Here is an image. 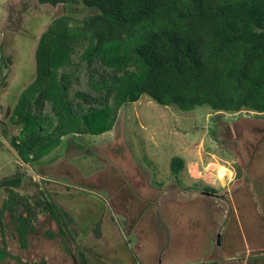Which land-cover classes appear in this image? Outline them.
<instances>
[{
    "label": "rangeland",
    "instance_id": "374dc122",
    "mask_svg": "<svg viewBox=\"0 0 264 264\" xmlns=\"http://www.w3.org/2000/svg\"><path fill=\"white\" fill-rule=\"evenodd\" d=\"M91 12L81 0L56 7L0 0V182L19 175L16 192L52 199L89 264H264V114L186 112L143 96L120 108L110 130L68 135L36 162L24 163L10 146L21 127L9 119L35 78L40 35L56 17ZM118 56L117 45L99 54ZM68 79L72 93L87 90L81 70ZM173 157L184 161L177 176ZM5 198L0 186V205ZM3 221L0 247L22 263L77 264L71 243L49 236L57 225L48 215L38 214L27 250L7 213Z\"/></svg>",
    "mask_w": 264,
    "mask_h": 264
},
{
    "label": "trees",
    "instance_id": "16d2710c",
    "mask_svg": "<svg viewBox=\"0 0 264 264\" xmlns=\"http://www.w3.org/2000/svg\"><path fill=\"white\" fill-rule=\"evenodd\" d=\"M36 1L49 7L72 2ZM81 1L91 14L56 17L40 35L35 78L9 119L21 127L10 146L24 163L38 161L68 135L110 130L120 108L143 96L186 112L206 106L214 112L264 114V0ZM108 45H117L120 56L100 58ZM78 70L87 90L72 93L67 76ZM183 167L182 158L170 160L173 176ZM21 180L16 175L0 182L6 193L0 232L7 213L20 249L27 250L38 214H46L57 225L49 236L69 241L77 264H89L75 245L77 233L67 213L52 199L16 192ZM204 191L215 193L211 187ZM7 258L0 250V264Z\"/></svg>",
    "mask_w": 264,
    "mask_h": 264
},
{
    "label": "water",
    "instance_id": "95a60500",
    "mask_svg": "<svg viewBox=\"0 0 264 264\" xmlns=\"http://www.w3.org/2000/svg\"><path fill=\"white\" fill-rule=\"evenodd\" d=\"M206 194L212 196V194H210V193H206ZM218 240H219V237H217V244L219 243ZM0 250L2 252H4L9 258H12V259H14V260L19 261L20 263H22L18 258H16L13 255H11L6 249L0 247ZM22 264H24V263H22Z\"/></svg>",
    "mask_w": 264,
    "mask_h": 264
},
{
    "label": "flooded vegetation",
    "instance_id": "af4514ba",
    "mask_svg": "<svg viewBox=\"0 0 264 264\" xmlns=\"http://www.w3.org/2000/svg\"><path fill=\"white\" fill-rule=\"evenodd\" d=\"M204 193H210V192H206V191H204ZM210 194H212V196H215V194H213V193H210Z\"/></svg>",
    "mask_w": 264,
    "mask_h": 264
}]
</instances>
